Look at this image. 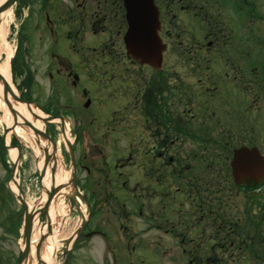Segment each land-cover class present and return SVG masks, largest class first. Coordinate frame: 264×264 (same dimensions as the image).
<instances>
[{"label": "rangeland", "instance_id": "obj_1", "mask_svg": "<svg viewBox=\"0 0 264 264\" xmlns=\"http://www.w3.org/2000/svg\"><path fill=\"white\" fill-rule=\"evenodd\" d=\"M112 1L29 0L32 12L28 14L26 0H17L13 8L0 13V25L7 32V44L0 39V64L9 67L12 89L25 95L31 84L34 113L64 117L45 124L35 118L43 125L42 133L58 146L63 161L62 180L53 186L57 190L46 205L44 179L39 175L41 148L46 145H38L35 137L44 140L27 126H9L1 84L5 108L0 105V264H21L28 204L35 206L36 215L43 209L38 222L49 232L35 234L32 229L30 245L36 252L29 248L26 264L46 263L42 259L45 240L58 228L62 234L58 240L78 231L98 232L76 239L71 262L63 242L64 254L53 253L54 264H197L196 260L216 264L213 257L220 261L217 264H264V185L253 194L246 190L245 195L246 185L241 183V189L233 184L230 167L234 150L242 145L255 144L264 155V0H220L219 4L156 0L167 29L157 36L161 46H169L165 66L156 71L127 54L126 26L115 23ZM99 3L104 7L100 19L106 16L107 26L85 41L64 40L56 45L51 29L44 26L32 32L36 14L45 11L55 18L74 16L59 36L86 29L78 22L82 11L77 10L86 4L88 14L99 12ZM219 33L225 35L221 43L216 42ZM106 46L112 54H97ZM8 49L17 53L13 68ZM89 57L90 70L85 74ZM59 59L72 71L57 73ZM50 63L53 67L47 75L45 67ZM227 66L234 70L226 72ZM77 68L82 81L75 75ZM111 74L112 82L102 85ZM158 76L165 91L154 89L151 80ZM148 90L153 102L146 109L145 97L142 113L141 100ZM160 102L163 108L157 111ZM64 125L76 132L73 177ZM161 133L163 154L155 163L150 150ZM12 150L17 151L16 160ZM79 154L88 156L86 161L79 160ZM57 165L59 169V161ZM13 183L20 196L13 192ZM190 247L193 259L184 252Z\"/></svg>", "mask_w": 264, "mask_h": 264}, {"label": "water", "instance_id": "obj_2", "mask_svg": "<svg viewBox=\"0 0 264 264\" xmlns=\"http://www.w3.org/2000/svg\"><path fill=\"white\" fill-rule=\"evenodd\" d=\"M15 0H6L0 5V13L2 11H6ZM128 4V13L130 18V28L129 32L126 36V43L128 49L137 56H144V57H150V58H157L160 54L161 46L159 44L158 37L156 35V29H157V18L154 14V9L151 4V0H127ZM144 13L142 14V12ZM0 81L3 83V98L8 106L9 110L12 113L13 116V122L17 125H25L29 128L30 132H34L36 135H39L45 142H46V148H41L43 154H45V162H44V168L42 170V175H44L47 166L49 165V162L51 158L53 159V166H52V177L55 175L56 170V144L46 135V133H42V130L38 129L35 125H33L30 121L27 120L25 124L23 122H19L18 120V111H16L13 107L12 102L20 104L23 103V101H20V99L14 94L12 88L10 87L9 83L0 75ZM11 97V100H10ZM28 109L31 110L32 107L30 103L24 102ZM34 118H40L41 121L47 122L52 121L55 117H43L39 115L33 114ZM60 120L64 121V118H59ZM64 124V123H63ZM65 129V125H64ZM65 142L67 144V148L69 150L70 157L72 159V172L71 177L74 176L75 173V155L72 147L71 141L67 138L66 132H63ZM35 142L38 145H41V141L39 138L35 137ZM41 147V146H40ZM50 147V148H49ZM252 159L255 162L259 161L261 162V157L258 154L256 149L248 150L246 148H241L235 151L234 159L232 162L233 169L235 174L240 175V173L244 170L245 166H248L250 163L249 160ZM55 160V164H54ZM240 169V170H239ZM239 170V171H238ZM251 170V169H249ZM248 171V170H246ZM244 177L250 176V173H244L242 174ZM71 179V178H70ZM52 184H54V181H52ZM57 190V187H52L51 192H49L48 200L45 203L48 205V203L51 201L52 195ZM20 196V192L17 194ZM23 202V201H22ZM26 207V206H25ZM43 209H40L39 212H41ZM32 223H33V216L28 211L25 215V223H24V236H25V251L23 253V258L21 261V264L25 263L29 256V248H30V236L32 232ZM38 248V247H37Z\"/></svg>", "mask_w": 264, "mask_h": 264}, {"label": "flooded vegetation", "instance_id": "obj_3", "mask_svg": "<svg viewBox=\"0 0 264 264\" xmlns=\"http://www.w3.org/2000/svg\"><path fill=\"white\" fill-rule=\"evenodd\" d=\"M98 2L99 1H101V0H97ZM156 1V0H155ZM218 4L219 3H221L220 2V0H215ZM105 3H109L108 1L107 2H105ZM104 3V4H105ZM156 3V2H155ZM233 3H236V2H234L233 1ZM107 4H106V6H107ZM99 6H98V8L100 9L99 10V12H97V11H95V10H93L90 14H88L86 11H89V9H88V7L86 6V4L84 5L85 7H82L83 9L82 10H77V11H82V12H78V18H79V20H78V22H79V24H82L83 26H86L87 28L86 29H80V30H78L77 32H75V33H71L70 31L68 32V35H67V37H64V35H63V33H61V35L59 36V30L60 29H62L64 26H67V23L68 22H70V19H72L73 20V15H71L70 16V19L68 20V19H65V18H63V16L62 15H60L58 18H55L54 16L52 17L50 14L49 15H47L46 14V11L45 12H43L42 14H36V16H35V22H34V24H35V26H34V28H33V30H32V32L33 31H35L36 32V29H39V28H43L44 26H45V29H47L48 30V28L49 29H51L52 31H53V34L55 33V35L57 36V44L59 45V43L61 42H63L64 40L65 41H75V39H77V40H79L80 42L81 41H85V38L87 37V36H90V35H98L100 32H102V29H105L106 28V26H105V17L103 18V19H100V15H99V13H102L103 12V10H104V7H102L101 5H100V3L98 4ZM157 5V4H156ZM110 6H112V8L114 7V11H115V23H117V25H119V24H121V27H125L126 26V28H127V24H128V22H127V20H126V13H127V8H126V6L124 5V2H123V0H113L112 2H110ZM157 7L159 8V6L157 5ZM220 8H221V10H222V6H219ZM88 9V10H87ZM160 10V9H159ZM58 12H61V10H57ZM63 11V10H62ZM73 12V10L71 9V13ZM123 12H124V14H123ZM204 12H207V11H204ZM48 13V12H47ZM58 15V14H57ZM208 16V15H207ZM207 16H205L204 18H207ZM95 17H97V20L95 19ZM98 18H99V20H98ZM209 19V18H208ZM48 22H49V24H48ZM209 22H210V20H208L207 21V23H206V28L208 29V28H210V26H208L209 25ZM164 25V24H163ZM82 27V26H81ZM225 29L224 28H222V29H220L219 30V32L221 31H224ZM31 32V33H32ZM211 34V33H210ZM224 34V33H223ZM32 35H33V33H32ZM72 35H74L76 38H71L72 37ZM81 37V38H78V37ZM218 36H221L220 35V33L218 34ZM222 37H223V39H224V37H225V35H222L220 38L218 37V40L216 41V42H218V43H221L222 42ZM111 39V38H110ZM113 41H111L110 42V44L112 43ZM73 43H76V42H73ZM114 43V42H113ZM105 46V45H104ZM105 48V50L103 49L102 51H99L97 54H99L100 56L101 55H104V56H107V54H112L111 53V50L112 49H110V47H108V46H106V47H104ZM119 52H122V50L121 51H119ZM122 54H123V52H122ZM121 54V55H122ZM96 55V54H95ZM120 55V54H119ZM86 57V56H85ZM89 60H90V57L89 58H87L86 60H85V62L89 65L90 63H89ZM63 61L64 60H61L60 61V59H59V62H61V65H56L57 66V69H56V71H57V73H59L60 72V70L63 72V73H65V74H67L66 72H70V71H72V69H71V66H70V64H66V63H63ZM53 65V63L52 64H48V66L47 67H45V69H47V75L50 73V69L53 67L52 66ZM49 69V70H48ZM234 70V69H233ZM232 70V71H233ZM107 74H110L109 73V71L108 70H106L105 71ZM76 75V74H75ZM114 77V75H110V77L109 78H107L108 80H109V82H105V84H107L108 83V85L110 84V82H112V78ZM156 78V79H155ZM159 77H154V80H151V82L153 81V83H155L156 84V86H155V88L154 89H156V91L157 90H161V88L160 87H162V88H164L163 86H160L159 84H160V81H159ZM161 80V79H160ZM29 90L27 89V91H28V95L29 94H31V91H32V85L30 84L29 86ZM165 89L166 88H164L163 90L165 91ZM84 92H86V91H84ZM160 94V93H159ZM28 97V96H27ZM145 97H146V99H145ZM153 94H152V92L150 91V90H148V91H146L145 92V94H143V99L141 100V103H142V109H141V112L142 113H144V109H143V104H144V99H145V103H146V105H145V108L147 109L148 108V110H150L151 108H150V105L152 104V102H153ZM163 106V104H162V102H160V106H158V109L159 108H163L162 107ZM157 109V111H160V109L158 110ZM148 112V111H147ZM164 118V117H163ZM147 124V123H146ZM161 136H162V133L161 134H159V136L157 137V135L155 136L156 138V143L154 144V147H152V149L153 150H150L151 151V153L153 154V161L156 163V160H157V158H159V157H161L162 156V154H163V150L162 149H160V146L162 147L163 146V141L161 142L160 141V138H161ZM143 140V139H142ZM85 150V149H84ZM87 150V149H86ZM85 150V151H86ZM89 151H91V150H89ZM149 150H146V152H150ZM86 153H87V151H86ZM88 155V154H87ZM79 156V160H81V161H86V158L88 157V156H85L84 154H79L78 155ZM77 156V157H78ZM96 157H98V156H96ZM78 160V159H77ZM79 164V163H78ZM84 164V163H83ZM159 218V217H158ZM93 231H97L98 232V230H93ZM246 246V244L245 245H243V247H245ZM238 249H240V250H242V248L241 247H239ZM236 250V249H235ZM237 251H235V253H236ZM190 256H191V259H193L192 257H194L193 255H192V251H190ZM195 260V259H194ZM193 261V260H192ZM212 261H214V260H212ZM196 263L197 264H201L200 262H198L197 260H196ZM206 264H210L209 263V260H207V262H206Z\"/></svg>", "mask_w": 264, "mask_h": 264}, {"label": "bare ground", "instance_id": "obj_4", "mask_svg": "<svg viewBox=\"0 0 264 264\" xmlns=\"http://www.w3.org/2000/svg\"><path fill=\"white\" fill-rule=\"evenodd\" d=\"M4 1H6V0H0V4L3 3ZM4 14L5 13H3V15ZM6 34H7V32H6L5 28H4V25L1 24L0 25V39L2 40L3 43L6 42V40H5ZM5 44H7V43H5ZM0 50H1V45H0ZM8 50H9V52H8V56L7 57L9 58L12 55V51L10 52V49H8ZM5 63L4 64H0V73L11 84L12 83L11 82V77H10V73H9V70H8L9 67L6 65L7 63L6 64ZM1 84H2V81H0V86H1ZM10 100H11V97H10ZM12 104H13L14 109L19 112L17 114L19 122H23V124H25L27 122V120H28L33 125H35L37 128L42 129L43 125L41 124V122H37L35 120V118L33 117V114H35V113H34V111L32 109L29 110L27 105L24 104V103L17 104V103H13L12 102ZM0 105L4 106L2 101H0ZM4 108H5V106H4ZM4 111H5V115H7L8 118H9V121H8L9 126H12V123H14V122H13V118H12V114H11L10 110L5 108ZM35 115H37V114H35ZM7 116H5V121L7 120ZM7 142H8V140H7ZM41 144L45 145L46 142L45 141H41ZM10 153H11V156L14 158V160H16L17 151L16 150H12V151H10ZM42 157L43 158H41L42 160H40V163H39V167L40 168L44 167V162H45V157L44 156H42ZM58 161H59L60 168L58 169V167H57V169L55 171L54 184H52V181H51V179H52V166H53L52 165L53 164V159L52 158H51V160L49 162V165L46 168L45 178H44V181H43V185L45 186L46 193H44L43 196H42V200L43 201L47 202L48 195H49V192H51L52 187L54 185H59L60 184L59 182H61V180H62L60 175L63 174L64 171L62 170L63 163H62L61 159L59 158V156H58V160L56 162L58 163ZM54 164H55V160H54ZM18 182L19 181L17 180L16 183H18ZM16 183H13L12 190L14 192L18 193V187H17ZM56 200H58L57 201V203H58L59 202V198L56 199ZM52 208H53V205L51 206V209H50V216L54 217V212H53ZM34 209H35V206L32 207L31 204L27 205V211L30 214L34 212ZM59 209H62V205H59ZM37 222H38V219L34 218V220H33V230L34 231L33 232H35V234H36L37 233L36 231H41V234H47L48 233V228L47 227H41L40 224L37 223ZM59 232H60V228H58L55 231L54 236H51L49 239L45 240V245L43 247V252L41 251L42 252V259L48 264H54L55 259H54V254L53 253H56V250H57L58 246L59 247H63V243H61L60 240H58L60 236L62 238V234H60ZM30 247H31V253L34 254L36 252L35 251V247L32 246V245H30ZM46 263H43V264H46ZM23 264H26V262L23 263Z\"/></svg>", "mask_w": 264, "mask_h": 264}]
</instances>
